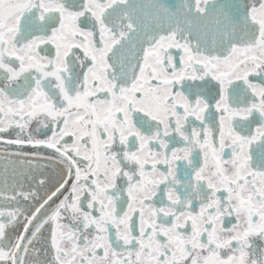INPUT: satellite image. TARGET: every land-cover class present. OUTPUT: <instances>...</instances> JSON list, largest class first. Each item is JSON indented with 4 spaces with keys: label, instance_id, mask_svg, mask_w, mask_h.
<instances>
[{
    "label": "snow or ice",
    "instance_id": "1",
    "mask_svg": "<svg viewBox=\"0 0 264 264\" xmlns=\"http://www.w3.org/2000/svg\"><path fill=\"white\" fill-rule=\"evenodd\" d=\"M0 142V264H264V0H0Z\"/></svg>",
    "mask_w": 264,
    "mask_h": 264
},
{
    "label": "flooded vegetation",
    "instance_id": "2",
    "mask_svg": "<svg viewBox=\"0 0 264 264\" xmlns=\"http://www.w3.org/2000/svg\"><path fill=\"white\" fill-rule=\"evenodd\" d=\"M74 2L80 3L81 0H74ZM52 52L54 53V49H52ZM254 128L255 126L253 125V130ZM46 132V129H41V132L37 135H39L41 138H44V133ZM47 135H51V133L48 132ZM6 138H15V133H11ZM20 151L33 152L36 151V149L31 147L20 149L18 146H16V148L11 153L0 152V190L7 189V191L10 193L16 184L23 183L27 187L29 184L33 183L36 178H40L41 176L51 178V180L54 182L62 165L53 163L51 160L46 158L37 157L33 159L32 157L25 158L24 156L13 154ZM39 151L41 157L52 156L51 150L41 148ZM21 161H23V163ZM5 181L7 182L6 184ZM0 203L3 202L0 201ZM45 235H47L46 231ZM37 247H39V245H37ZM43 258L44 257H42V259Z\"/></svg>",
    "mask_w": 264,
    "mask_h": 264
},
{
    "label": "water",
    "instance_id": "3",
    "mask_svg": "<svg viewBox=\"0 0 264 264\" xmlns=\"http://www.w3.org/2000/svg\"><path fill=\"white\" fill-rule=\"evenodd\" d=\"M5 147L13 149V147H15V145H8L6 143L0 142V149H4Z\"/></svg>",
    "mask_w": 264,
    "mask_h": 264
}]
</instances>
